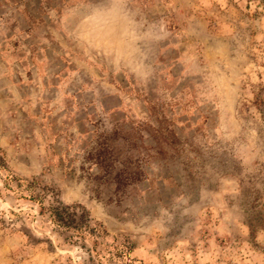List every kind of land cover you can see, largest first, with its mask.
Returning <instances> with one entry per match:
<instances>
[{
    "label": "rangeland",
    "instance_id": "obj_1",
    "mask_svg": "<svg viewBox=\"0 0 264 264\" xmlns=\"http://www.w3.org/2000/svg\"><path fill=\"white\" fill-rule=\"evenodd\" d=\"M264 0H0V264H264Z\"/></svg>",
    "mask_w": 264,
    "mask_h": 264
},
{
    "label": "trees",
    "instance_id": "obj_2",
    "mask_svg": "<svg viewBox=\"0 0 264 264\" xmlns=\"http://www.w3.org/2000/svg\"><path fill=\"white\" fill-rule=\"evenodd\" d=\"M255 103L259 106L262 113H264V85H258L255 94Z\"/></svg>",
    "mask_w": 264,
    "mask_h": 264
}]
</instances>
